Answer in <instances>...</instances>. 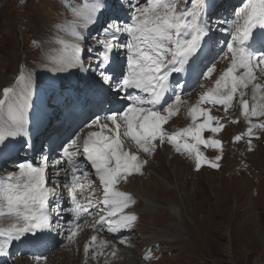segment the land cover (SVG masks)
<instances>
[{
	"label": "snow or ice",
	"instance_id": "6c2138e0",
	"mask_svg": "<svg viewBox=\"0 0 264 264\" xmlns=\"http://www.w3.org/2000/svg\"><path fill=\"white\" fill-rule=\"evenodd\" d=\"M179 0H84L81 5L69 6L73 20L60 26V31H66L73 43L59 39L63 55L52 61L55 65L51 71L68 73L70 69L79 68L84 72H93L101 89L106 87L109 98L101 95V104L113 106V110L104 115L94 114L86 123V128L96 130L86 134H74L66 144L61 146V160L56 164L66 162L71 165L70 180L66 179L62 186L67 190L71 206L66 209L71 213L67 221L65 235L73 241L81 222V215H91L90 209L97 207L106 215H101L98 225H107L109 233L130 230L137 216L126 214L127 209L134 203L130 194L117 190L116 185L121 179L127 180L134 173H141L147 160L141 161L139 155L125 150V139L130 140L137 152L151 154L156 142L173 144L175 151L181 154L193 155L196 169L199 170L206 158L199 146L221 149L222 144L217 139H202V133L207 129L212 133L222 130L221 126H213L219 120L210 114V110L200 107L209 103L222 105L225 112L237 93L240 96L242 115L249 117L264 116V84L255 83L256 70L264 73V0H247L242 7L235 11V19L228 22L227 28L219 31L231 37L224 42L223 58L229 61V66L215 81V86L200 96L199 103L190 109L193 126L169 135L163 130L168 119L177 114L181 103L182 89L179 81L170 79L173 73L185 70V65L202 52L203 44L211 39L214 31L207 18V0H190V7L179 8ZM111 11V15L108 13ZM221 23H225L221 21ZM99 27L103 39H97L99 49L88 48V52H96L95 67L89 64L85 68L82 62L81 42L85 41L84 32L90 27ZM257 30L260 34L257 35ZM259 44V47H257ZM123 52L127 59L126 74H116L112 67V55ZM215 71V63L206 68L204 78H209ZM31 74H21L17 83L23 84L26 96L22 107H8V119L0 115V156L9 149L16 138H25L21 146L24 151H34L31 135L26 129L25 114L31 107ZM251 85L253 89L251 110L249 102L244 99V89ZM129 89L146 93V96L133 95ZM260 94L259 97L257 94ZM170 95V99L165 97ZM15 95V89L5 88L3 99H0V114L6 101ZM127 101L126 105H120ZM120 105L119 107H115ZM159 105V107H157ZM199 117L203 122L196 123ZM264 129V123L252 124L249 121L247 135L251 138L253 129ZM83 138L81 139V136ZM195 143H189L188 139ZM241 135L235 136V141L241 140ZM183 140V143L181 141ZM78 157H83L103 188V207L92 204L90 198L87 204L80 202L77 192L85 182L89 181V171L80 167ZM222 157L217 156L216 161ZM16 171H11L6 177H0V219L7 218L9 226L0 227V257L8 254V249L14 241H19L27 235L42 238L59 230L61 213L65 211L57 201L50 207V199L59 196L54 188L47 186L46 170L49 157L43 153V147L38 160H11ZM208 166L219 168V164L207 161ZM67 173V169L65 170ZM60 176V171L56 172ZM57 187L61 183L56 180ZM56 217L57 219H53ZM115 218V219H112ZM96 227L95 225L93 226ZM97 240L91 237V243ZM125 244L124 239L119 240ZM101 248L107 247L101 242ZM90 245L85 246V254ZM115 255V252L112 253ZM146 259L149 257H145Z\"/></svg>",
	"mask_w": 264,
	"mask_h": 264
},
{
	"label": "rangeland",
	"instance_id": "374dc122",
	"mask_svg": "<svg viewBox=\"0 0 264 264\" xmlns=\"http://www.w3.org/2000/svg\"><path fill=\"white\" fill-rule=\"evenodd\" d=\"M25 1V4H20L22 7L17 5L18 0L0 1L4 6L0 10V87L10 81V75L15 74L12 63L8 71L5 67L10 56L15 59L19 51L13 35H17L18 26L25 27V40H38L43 46L42 40L51 39L49 35L57 8L65 9L51 0ZM31 12L34 15L28 21ZM35 20L37 26L31 28ZM20 60H24V57H20ZM161 160L168 181L157 175L148 188L144 187L148 189V194L145 189H140L138 182L128 187L151 200L150 205L154 209L151 215L147 213L142 220L139 240L146 244L161 241L171 252L154 264H264V178L259 185V197L249 198L244 194L245 189L235 183L238 181L235 173L227 177H188L187 171L183 170L177 185L173 170L167 167L165 159L161 157ZM260 163L264 166V163ZM231 165L232 162L228 160L227 166L230 168ZM202 188L203 195L198 198ZM215 188H218L217 194L212 192ZM190 194L194 196L192 199ZM208 222L213 223L209 229ZM161 233H165V236ZM185 233H189L188 240ZM60 259L57 256L56 261ZM132 259L134 264H139L137 258Z\"/></svg>",
	"mask_w": 264,
	"mask_h": 264
},
{
	"label": "bare ground",
	"instance_id": "6f19581e",
	"mask_svg": "<svg viewBox=\"0 0 264 264\" xmlns=\"http://www.w3.org/2000/svg\"><path fill=\"white\" fill-rule=\"evenodd\" d=\"M29 63H30V62H29ZM31 68H33V66H32ZM28 73L32 75V78H34V75L36 74V73H34V72H32V71H28ZM199 198H200V197H199ZM145 209H147V207H145ZM147 210H148V209H147ZM153 210H154V209H153ZM153 210H152V211H153ZM158 211H159V210H158ZM172 212H173V211H172ZM177 214H178V213H177ZM151 238H152V237H151ZM128 263H129V264H134L133 261H132V259H128Z\"/></svg>",
	"mask_w": 264,
	"mask_h": 264
}]
</instances>
